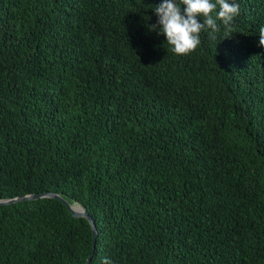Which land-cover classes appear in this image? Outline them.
Returning a JSON list of instances; mask_svg holds the SVG:
<instances>
[{
  "label": "trees",
  "instance_id": "16d2710c",
  "mask_svg": "<svg viewBox=\"0 0 264 264\" xmlns=\"http://www.w3.org/2000/svg\"><path fill=\"white\" fill-rule=\"evenodd\" d=\"M162 2L0 0V198L84 205L89 264H264V0L187 55ZM92 245L57 199L0 205V264Z\"/></svg>",
  "mask_w": 264,
  "mask_h": 264
},
{
  "label": "clouds",
  "instance_id": "9594fccd",
  "mask_svg": "<svg viewBox=\"0 0 264 264\" xmlns=\"http://www.w3.org/2000/svg\"><path fill=\"white\" fill-rule=\"evenodd\" d=\"M179 5L176 0H163L154 7L159 18L157 24L150 25V30L166 35L167 42L173 46L172 51L178 55H187L201 44L202 30L210 29V38L216 39L220 30L217 21L229 30L240 14V5L235 0H179ZM217 6L219 11L215 12ZM200 16L204 18L203 23L198 22ZM259 35V44L264 46V26L259 28ZM102 264H113V261L105 257Z\"/></svg>",
  "mask_w": 264,
  "mask_h": 264
},
{
  "label": "water",
  "instance_id": "95a60500",
  "mask_svg": "<svg viewBox=\"0 0 264 264\" xmlns=\"http://www.w3.org/2000/svg\"><path fill=\"white\" fill-rule=\"evenodd\" d=\"M39 198H54L59 201H61L67 208L68 211L74 216V217H83L88 220L91 230H92V239H93V245L91 248L90 254L87 256L84 264H89L91 257L93 255L94 249H95V240L97 236V229H96V224L89 214L88 210L84 205H81L77 202H72L70 203L68 200H66L60 193L55 192V191H44V192H38V193H28V194H23L20 196H14V197H9V198H0V205H7V204H12L16 203L19 201H24V200H35Z\"/></svg>",
  "mask_w": 264,
  "mask_h": 264
}]
</instances>
